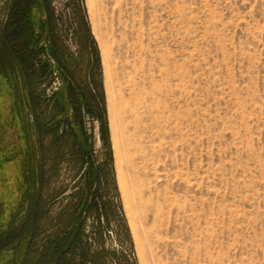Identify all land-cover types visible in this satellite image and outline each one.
<instances>
[{
    "label": "rangeland",
    "instance_id": "obj_1",
    "mask_svg": "<svg viewBox=\"0 0 264 264\" xmlns=\"http://www.w3.org/2000/svg\"><path fill=\"white\" fill-rule=\"evenodd\" d=\"M9 2L0 0V233L34 196L32 145L36 161L42 155L29 82L2 39ZM55 6L64 62L71 67L72 55L81 65L71 69L85 71L87 30L100 60L108 144L98 118L86 116L85 126L97 165H109L104 197L114 214L103 222L102 247L113 255L101 264H141L138 244L144 264H264V0H82L81 8L55 0ZM41 58L50 68L36 91L47 117L54 94L66 104V84L52 57ZM66 118L54 121L59 146ZM52 141L50 133L44 144L51 214L67 206L79 180L67 150L53 175ZM11 260L0 255V264Z\"/></svg>",
    "mask_w": 264,
    "mask_h": 264
},
{
    "label": "trees",
    "instance_id": "obj_2",
    "mask_svg": "<svg viewBox=\"0 0 264 264\" xmlns=\"http://www.w3.org/2000/svg\"><path fill=\"white\" fill-rule=\"evenodd\" d=\"M72 2H76L81 8L82 0ZM34 11L40 17L38 21ZM6 17L2 39L7 51L21 64L23 75L29 82V106L34 112L42 155L36 161L38 151L32 145L33 152L28 163L34 162L37 177L33 187L34 196L28 208L21 210L20 219L0 233V255H11L12 264H101L104 256L113 255L102 247V229L103 222H109L114 210L104 197L109 165H97L85 126L86 116L98 118L102 123L103 140L108 144L107 121L99 80L100 60L94 42L87 30L86 48L89 47V57L85 61V71L77 72L71 68L80 67L79 58L70 56L71 67L64 62L65 47L60 40L55 0H10ZM42 17L45 18L44 22ZM44 41H49V46L42 44ZM45 54H49L55 61L54 71L62 76L66 84V104L61 106L58 94H54L53 107L48 114L50 118L43 116L44 112L39 104L45 100L39 98L40 94L37 92H40L36 91L50 68L47 63L42 62L41 57ZM60 114L67 117L62 146H59L58 125L54 122ZM50 133L53 136L55 155L50 168L53 175L58 174L59 160H62L67 150L68 163L76 172L75 178L79 177L77 191L68 197L67 206L53 214L48 207L50 196L45 195L50 178L47 177L48 147L44 143ZM60 152H63L62 156L59 155ZM51 197L53 200L57 199L58 192ZM89 221H92L91 225L88 224Z\"/></svg>",
    "mask_w": 264,
    "mask_h": 264
},
{
    "label": "bare ground",
    "instance_id": "obj_3",
    "mask_svg": "<svg viewBox=\"0 0 264 264\" xmlns=\"http://www.w3.org/2000/svg\"><path fill=\"white\" fill-rule=\"evenodd\" d=\"M87 2H88V0H87ZM90 9L92 10L91 5H90ZM93 27H94V30L96 32V25L94 23V20H93ZM103 60H104L103 64H104V68H105L106 90H107V96H108V110H109V116H110V127H111V131H112L111 133H112L113 146L115 149V156L117 159L116 165H117V170H118V179H119L120 184L122 186L123 175H122L121 166H120V152H121V150H120V144H119L118 133H117V125H116V119L117 118L115 115V111H116L115 110V102H114V97H113V92H112V87H111V81H112L111 79L112 78H111V74H110L109 67H108V55H107V52L105 50H103ZM116 109H117V107H116ZM122 190L124 191L123 186H122ZM125 200L127 202V198H125ZM130 225H131L133 233L135 234L134 236L137 237L136 230L134 228V222L132 219L130 220ZM138 250H139V254H140L141 264H144L145 261H144V258L142 256V252L140 250L139 244H138Z\"/></svg>",
    "mask_w": 264,
    "mask_h": 264
}]
</instances>
